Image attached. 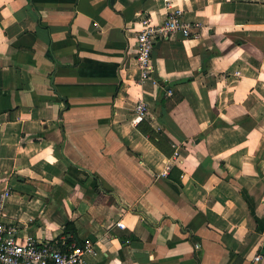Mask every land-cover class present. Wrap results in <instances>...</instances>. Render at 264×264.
<instances>
[{"label":"crops","instance_id":"obj_1","mask_svg":"<svg viewBox=\"0 0 264 264\" xmlns=\"http://www.w3.org/2000/svg\"><path fill=\"white\" fill-rule=\"evenodd\" d=\"M169 1L191 34L142 80L168 0H0L3 219L87 264H264V0Z\"/></svg>","mask_w":264,"mask_h":264},{"label":"built area","instance_id":"obj_2","mask_svg":"<svg viewBox=\"0 0 264 264\" xmlns=\"http://www.w3.org/2000/svg\"><path fill=\"white\" fill-rule=\"evenodd\" d=\"M168 16L160 25L145 19L144 27L137 33L138 60L141 79L150 77L154 71L153 48L158 39L169 37L177 32L185 36L191 34L192 24L185 20L181 8L171 7L168 0ZM148 116L147 103L140 100L135 109L134 120ZM11 194L10 188L0 190V264H87L85 253L92 248L91 241H39L33 237L21 236L18 225L3 219L6 215V199ZM260 255L256 256L259 259Z\"/></svg>","mask_w":264,"mask_h":264},{"label":"trees","instance_id":"obj_3","mask_svg":"<svg viewBox=\"0 0 264 264\" xmlns=\"http://www.w3.org/2000/svg\"><path fill=\"white\" fill-rule=\"evenodd\" d=\"M210 54L207 55V57L203 58V66H202V71L205 72L208 69V65H209V59H210ZM145 131V133L149 134L151 139L159 146L162 147L161 142L157 139V138H161L159 132H157L152 126L149 127V129H143ZM69 224V231L67 232H74L73 229V224L72 223H68Z\"/></svg>","mask_w":264,"mask_h":264},{"label":"water","instance_id":"obj_4","mask_svg":"<svg viewBox=\"0 0 264 264\" xmlns=\"http://www.w3.org/2000/svg\"><path fill=\"white\" fill-rule=\"evenodd\" d=\"M112 1H114V0H112Z\"/></svg>","mask_w":264,"mask_h":264}]
</instances>
